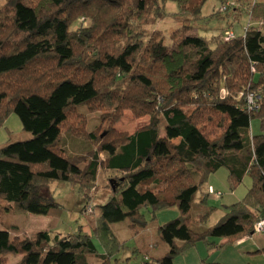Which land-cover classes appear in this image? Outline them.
<instances>
[{
  "label": "trees",
  "instance_id": "trees-1",
  "mask_svg": "<svg viewBox=\"0 0 264 264\" xmlns=\"http://www.w3.org/2000/svg\"><path fill=\"white\" fill-rule=\"evenodd\" d=\"M166 1L6 0L8 10L0 14V125L13 112L31 137L0 147V211L57 217L59 204L44 194L50 182H69L86 204L100 167L119 175L109 179L111 195L98 205L90 233L79 226L71 233L39 230L18 238L10 236V227L0 228V264L6 254L21 255L15 264H92L91 257L96 264H126L128 257H116L126 239L112 224L127 219L137 234L147 225L144 208L151 220L164 208L176 207L179 214L156 229L168 245L163 255L133 249L146 256L142 264H174L197 243L211 251L264 232L253 229L264 217V132L249 134L253 117L264 131V2L249 0L243 33L225 40V30L210 38L189 33L206 0H169L178 8L173 13L191 23L168 35L147 31L151 18L166 14ZM216 1L210 16L222 12L220 4L232 2L227 13L238 2ZM78 18L86 24L72 29ZM249 92L258 95L256 110L248 108ZM81 106L100 111L108 126L87 131ZM124 109L148 115L149 122L131 134L116 132L113 124ZM63 133L97 148L68 152ZM221 167L230 190L244 175L250 184L206 225L216 207L206 203L207 188L197 200L196 194ZM198 264L234 263L203 258Z\"/></svg>",
  "mask_w": 264,
  "mask_h": 264
},
{
  "label": "rangeland",
  "instance_id": "rangeland-1",
  "mask_svg": "<svg viewBox=\"0 0 264 264\" xmlns=\"http://www.w3.org/2000/svg\"><path fill=\"white\" fill-rule=\"evenodd\" d=\"M250 1H259L264 2V0H250ZM6 0H0V14H6L8 7L5 6ZM218 6V1L216 0H206L201 8L202 18L196 22H192V27L189 33L197 34L200 36H205L210 38L211 36L217 35L223 30L232 29L235 35H240L243 33L244 26L248 22V13L246 10L249 7V0H238L236 1V8L227 13L220 11V14L211 15V12L216 9ZM177 5L173 1H166L164 3V14L161 18H151L147 22L145 28L147 31L152 29L162 30L164 34L168 35L172 30L182 25L183 22L191 23L186 21L185 18L189 17L184 14H174L173 12L177 11ZM82 18H78L74 24L71 25V28L74 29L80 23H84ZM165 42H168V38H165ZM79 112H82L85 115V129L87 131H93L98 129L102 131L108 126V119L100 118V111L94 110L90 111L87 107L81 106L78 108ZM102 113V111H101ZM149 122V116L144 115L142 117H135L130 110L124 109L121 113V116L113 124V130L118 133L131 134L137 129L143 127ZM100 127V128H99ZM264 131L261 130L260 122L257 117H253L250 121L249 134H258ZM104 133V132H102ZM162 128H160V134H162ZM31 137V133L22 129V125L19 117L11 112L9 113L4 122L0 125V147L5 145L8 142H13L17 140H24ZM62 145L68 151L76 153L73 150L76 144L80 143L78 148L81 149L80 154H85L92 148H97V145L89 140H83L81 138L70 136L66 133L62 134ZM177 142V139L173 140ZM99 158H103L104 154L99 152ZM90 158V156H89ZM226 169L221 167L215 175L218 178L219 183H217L214 188L215 190H220L221 193H224L222 197L215 196L211 194L207 198V205H213L216 207V210L208 217L206 225H213L220 215L223 213L222 203L226 201L228 195L230 194V189L225 181L226 178ZM224 174V175H223ZM119 175L117 172L112 170H106L104 167H100L98 170L97 178L93 187L89 190V199L85 204V200L78 193L75 186L66 181L55 180L49 183V191H44L45 195L50 194L55 202L59 204V213L57 217H52L49 215H38L33 213H2L0 211V228L10 227V236H17L18 238L32 237L35 232L39 230H50L51 233H71L78 229L80 226L81 229L84 227L90 233L91 228L87 225V222L92 223V219L98 212V205L104 203L108 197L111 195L110 182L109 179ZM121 175V174H120ZM209 184V176L207 182L202 186L201 190L196 194V200L199 196L206 190L207 185ZM250 184L249 176H245L242 181L234 188L236 195L240 198L246 191L247 187ZM209 186V185H208ZM208 191V189H207ZM83 205H85L83 207ZM88 207L91 212H88ZM142 212L145 215L147 220V225L145 229L138 232L139 234H133L128 226L127 219L115 222L112 224V228L116 235L121 239H126V243L122 251H120L116 257L122 258V256L129 257L126 260V264H142L144 260V255L140 252L136 253L133 251L135 247H139L140 244H145L148 255L151 257L160 253L163 250V247L168 249V245L164 243L157 234V227L162 223L171 220L178 216L179 211L176 207L164 208L157 210L154 213V219L151 220L152 214L150 208H144ZM11 225V226H10ZM14 225L15 230L11 229ZM97 249L100 251V245L95 241ZM226 246L232 247L230 243ZM142 251V249L140 250ZM215 254L209 258L213 259L221 257L226 253L223 251V248L217 249ZM244 252L243 257L233 256L231 261L234 264H245L247 262L251 264H263L264 253L261 255H246ZM17 254H6L3 259L5 264H15L18 262ZM259 256V257H256ZM256 258V259H255ZM259 258L262 259L259 260ZM178 259V257L176 258ZM230 259V258H229ZM92 263H96L97 260L93 257L89 259ZM228 260V259H225ZM16 261V262H15ZM182 262V261H180Z\"/></svg>",
  "mask_w": 264,
  "mask_h": 264
},
{
  "label": "crops",
  "instance_id": "crops-1",
  "mask_svg": "<svg viewBox=\"0 0 264 264\" xmlns=\"http://www.w3.org/2000/svg\"><path fill=\"white\" fill-rule=\"evenodd\" d=\"M224 31V30H223ZM80 146L79 144H76V146H74L73 150H76L74 152L79 153L81 151L80 148H78ZM81 147V146H80ZM220 169V168H219ZM219 169L215 172H213L210 176H209V186H212L214 188H216V184L219 183L218 178L215 176L217 175L216 173L219 171ZM224 175V174H223ZM226 176H227V171H226ZM246 175H244L245 177ZM243 177V178H244ZM226 181V178H225ZM247 190V189H246ZM220 191V190H219ZM246 192V191H245ZM245 194V193H244ZM243 194V195H244ZM224 195V193H221L220 197H222ZM242 195V196H243ZM229 197H227L226 201L222 203V205L224 204H230L233 202H236L237 200L241 199L242 196L239 198L236 195V192L233 190H230V194L228 195ZM110 197V196H109ZM108 197V198H109ZM87 225L90 226V223L87 222ZM129 226V225H128ZM91 228V226H90ZM82 229L84 231H87L84 227H82ZM46 230V229H45ZM132 232V231H131ZM139 234V233H137ZM118 237V236H117ZM119 238V237H118ZM121 239V238H119ZM218 242L220 243H224L225 239H220ZM228 243H224L220 248H223V251L226 253V257L225 260L224 259V255L221 257H217L215 259H213V261H219V262H231L233 263V261H231L232 257L235 256H240L243 257L244 252H246V255H251V254H255V255H261L263 253L261 252H256L258 249L263 248L264 247V232L257 234L254 233L252 235H245L242 236L241 238H239L238 240H236L235 242L230 243L231 245H233L232 247L227 248L228 246H226ZM138 250L140 249H144L145 248V244H140L139 247H136ZM219 249V248H218ZM145 250H147L145 248ZM166 248L163 247V250L159 253L154 254L152 257H158L163 255L166 252ZM217 251L216 250H211L208 251L207 247L204 243H197L195 246L185 250L183 253H181L180 255L176 256L173 260L174 264H198L203 258H207L209 259L212 254H215ZM151 256V255H150ZM146 256L144 255V258ZM178 257V259H176ZM259 257V256H256ZM122 258H127L126 256H122ZM129 258V257H128ZM230 258V259H229ZM21 259V255L17 256V260L19 261ZM256 259V258H255ZM210 260V259H209ZM259 260L262 259L259 258ZM90 261V260H89ZM182 261V262H180ZM16 262V261H15ZM91 262V261H90ZM92 263V262H91ZM97 263V262H96ZM96 263H92V264H96ZM248 263V262H247ZM245 263V264H247ZM263 263H264V259H263Z\"/></svg>",
  "mask_w": 264,
  "mask_h": 264
},
{
  "label": "built area",
  "instance_id": "built-area-1",
  "mask_svg": "<svg viewBox=\"0 0 264 264\" xmlns=\"http://www.w3.org/2000/svg\"><path fill=\"white\" fill-rule=\"evenodd\" d=\"M232 4V2H224L222 4L219 5V10L220 11H224L226 9V7L228 5ZM234 32L232 31V29H227L223 32V38L225 40H228V39H231L234 37ZM221 92L223 93L224 90L221 89ZM257 98H258V95L255 93V92H249L247 97H246V102H247V105H248V108L251 109V110H256L258 108V104H257ZM208 192L210 194H213L215 196H220L221 195V192L218 191V190H215L212 186H208ZM90 208L91 207H88V211H90ZM253 229L255 232H262L264 231V217L258 219L254 225H253Z\"/></svg>",
  "mask_w": 264,
  "mask_h": 264
}]
</instances>
